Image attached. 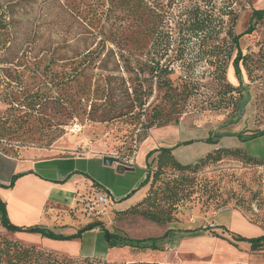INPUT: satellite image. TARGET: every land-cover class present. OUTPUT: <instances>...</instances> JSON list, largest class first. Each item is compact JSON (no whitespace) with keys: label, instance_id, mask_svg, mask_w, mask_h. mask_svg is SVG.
<instances>
[{"label":"trees","instance_id":"trees-1","mask_svg":"<svg viewBox=\"0 0 264 264\" xmlns=\"http://www.w3.org/2000/svg\"><path fill=\"white\" fill-rule=\"evenodd\" d=\"M56 1L60 10L52 24L62 26L64 32L61 41H46L42 58H47V64L40 72L39 63L32 61L33 57L27 54L30 47L23 49L17 44L14 1L0 0V102L5 105L8 117L36 118L39 126L35 130L39 131L41 122L55 119L50 107L60 106L68 118L74 119L83 109L84 96L89 94L93 120L110 122L129 118L134 133L138 130L137 138L133 140L139 144L149 137L153 127L178 123L191 106V101L197 97L207 101L206 109L231 108L232 114L238 116L243 93L239 86L227 80V68L232 62L239 80L242 79L240 64L245 66L248 73L251 72L248 56L243 55L240 48V38L243 34L252 33L264 19V8L253 7L255 0ZM246 6L251 7L252 14L246 31L240 34L236 26L241 9ZM118 11L124 18H131L136 27L134 37H129L131 41L105 35L104 22L108 21L109 14ZM68 60L76 61L78 66L63 74L72 79H95L94 89L84 86V94L79 99H75L76 93H58L56 97L44 94L39 87L36 90L23 89L26 75L53 72V65ZM198 65L206 66L205 70L197 73ZM199 75L211 77V88L207 90ZM156 89L162 92L161 101L148 114L150 99ZM235 134L218 132L205 140L216 142L224 135ZM237 134L243 140H251L263 136L264 129ZM61 135L62 131L53 136L47 145L50 146ZM131 152L134 150L131 149ZM155 153L153 169L149 159ZM227 157H236L248 164H264V156L254 157L243 147H218L193 163L180 162L173 153V147L159 146L150 150L145 157L146 178L138 186L149 185L147 195L116 214L121 218L140 215L158 224L171 223L180 204L191 198L193 191L190 188L195 183V177H191V174ZM20 175H15L9 186ZM94 185L97 190L113 198L107 187L97 181H94ZM0 223L8 231L38 232L58 240L72 239L86 229L99 227L105 231L109 247H128L138 251L161 250V243L169 231L161 236L133 238L109 231L99 220L85 225L78 235H63L41 225L17 226L8 217L6 202L1 197ZM237 239L248 242L252 251L264 250V234L252 237L238 235ZM34 250L32 246L5 239L0 243V264H37V259L33 257Z\"/></svg>","mask_w":264,"mask_h":264},{"label":"rangeland","instance_id":"rangeland-1","mask_svg":"<svg viewBox=\"0 0 264 264\" xmlns=\"http://www.w3.org/2000/svg\"><path fill=\"white\" fill-rule=\"evenodd\" d=\"M13 1L17 17L14 27L17 44L23 49L30 47L27 54L33 57L32 61L39 63L41 72L47 64V58H42L46 41H61L60 37L64 32L62 26L52 24L54 16L60 10L59 3L56 0ZM253 7L264 8V0H255ZM251 14V7L241 9L236 26L238 33L246 31ZM123 18L120 11L109 14L108 21L104 22L105 35L131 41L129 37H134L136 27L131 18ZM240 48L242 54L248 56L251 72L248 73L245 66L240 64L242 79L239 80L232 62L227 68V80L234 86H239L243 93L238 116L232 114L231 108L206 109L207 101L203 97H197L191 101V106L178 123L153 127L149 131V137L138 144L133 140L137 138L138 130L134 133V126L129 118L110 122L93 120L89 94L84 96L86 99H83V109L74 119L68 118L60 106L50 107L55 119L41 122L39 131L35 130L39 126L36 118L26 120L8 117L5 105L0 102V152L11 157L22 156L23 152L29 150L38 151L43 157H113L115 161L112 165L124 168L136 166L138 156L142 160L144 151L147 153L159 146L173 147L175 157L182 163H193L218 147H243L252 156L262 157L264 135L243 140L237 133L249 134L264 129V19L252 33L241 36ZM77 66L76 61L68 60L53 65V72L38 76L28 74L23 80V89L36 90L39 87L44 94L56 97L58 93H76L74 97L79 99L84 94V86L94 89L96 80L89 77L72 79L63 74L65 71L75 70ZM205 67L198 65L197 73L204 71ZM199 78L207 85V90L211 88L210 76L199 75ZM12 84L16 85V82ZM161 96L162 92L156 89L150 99L148 114L161 101ZM57 122L63 124L57 125ZM75 122L81 126L79 133L71 131ZM60 131L63 135L50 146L47 145ZM218 132L236 134L224 135L216 142L205 140ZM188 141L189 143H184ZM178 143L182 144L177 145ZM155 155L156 153L149 159L153 169L155 162L152 160ZM116 174L119 178L125 177V184H130L136 179L138 172L125 169ZM191 177H195V183L190 188L193 191L191 198L178 207L174 220L169 223L176 225L177 229L175 232L168 231L161 243V250L138 251L128 247H109L102 229L100 232L103 240L111 250L108 256L110 260L72 258L30 245L34 242L30 234L38 232L19 231L23 233L19 236L21 243L17 242L35 249L33 257L37 259V264H264V250L252 251L248 242L237 239L238 235L252 237L264 234V164H248L236 157H227L191 174ZM108 223L106 228L109 231L133 238L161 236L166 232L161 224L146 220L140 215L121 218L113 212ZM0 226L3 227L1 223ZM69 229L62 232H69ZM92 229L94 228L83 232ZM5 239L9 238L0 232V243Z\"/></svg>","mask_w":264,"mask_h":264},{"label":"crops","instance_id":"crops-1","mask_svg":"<svg viewBox=\"0 0 264 264\" xmlns=\"http://www.w3.org/2000/svg\"><path fill=\"white\" fill-rule=\"evenodd\" d=\"M41 154L29 150L23 152L22 157L16 158L0 152V197L6 202L8 217L17 226L41 225L56 233L78 235L81 229L93 220L102 221L107 227L113 212L123 211L147 195L149 185L138 188L147 174L145 151L142 160L138 156L136 166L126 168L129 172H138L136 179L130 184H125V177L119 178L116 174L119 173L118 167L104 166L100 156L43 157ZM19 174L21 175L16 178L14 184L9 186L13 177ZM94 181L107 187L113 195L107 213L97 218L81 213L79 202L96 189ZM161 227L165 231L173 230L172 232L177 229L174 224H161ZM66 228L71 230L62 232ZM0 232L19 242L20 233H23H11L1 226ZM30 236L34 241L30 245L60 255L110 260L108 256L111 250L107 248L99 227L81 232L80 236L70 240H55L39 233Z\"/></svg>","mask_w":264,"mask_h":264},{"label":"built area","instance_id":"built-area-1","mask_svg":"<svg viewBox=\"0 0 264 264\" xmlns=\"http://www.w3.org/2000/svg\"><path fill=\"white\" fill-rule=\"evenodd\" d=\"M71 131L79 133L81 126L78 123L73 124ZM79 202L81 213L91 218H97L107 213L111 198L105 192L95 189L92 193L84 196Z\"/></svg>","mask_w":264,"mask_h":264},{"label":"water","instance_id":"water-1","mask_svg":"<svg viewBox=\"0 0 264 264\" xmlns=\"http://www.w3.org/2000/svg\"><path fill=\"white\" fill-rule=\"evenodd\" d=\"M115 159L113 157H104L103 158V164L105 165H112ZM126 168L119 166L118 167V172H124Z\"/></svg>","mask_w":264,"mask_h":264}]
</instances>
